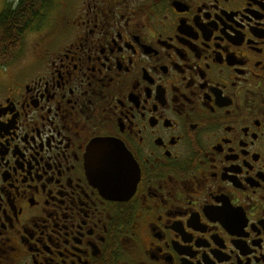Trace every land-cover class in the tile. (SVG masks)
<instances>
[{"label": "flooded vegetation", "instance_id": "1", "mask_svg": "<svg viewBox=\"0 0 264 264\" xmlns=\"http://www.w3.org/2000/svg\"><path fill=\"white\" fill-rule=\"evenodd\" d=\"M33 34L0 65V264H264V0H49Z\"/></svg>", "mask_w": 264, "mask_h": 264}, {"label": "trees", "instance_id": "2", "mask_svg": "<svg viewBox=\"0 0 264 264\" xmlns=\"http://www.w3.org/2000/svg\"><path fill=\"white\" fill-rule=\"evenodd\" d=\"M49 0H19L13 10L0 14V65L9 51L22 49L26 34L39 28L44 8Z\"/></svg>", "mask_w": 264, "mask_h": 264}, {"label": "rangeland", "instance_id": "3", "mask_svg": "<svg viewBox=\"0 0 264 264\" xmlns=\"http://www.w3.org/2000/svg\"><path fill=\"white\" fill-rule=\"evenodd\" d=\"M35 35L36 34H33L25 38L21 49L23 53H27L33 47V44H35V41L37 40V37Z\"/></svg>", "mask_w": 264, "mask_h": 264}, {"label": "water", "instance_id": "4", "mask_svg": "<svg viewBox=\"0 0 264 264\" xmlns=\"http://www.w3.org/2000/svg\"><path fill=\"white\" fill-rule=\"evenodd\" d=\"M99 144L100 145H106V146H115L113 143H111L109 141H100ZM100 152L103 153V155H111V151H109V150H100ZM110 165L108 166V169H109Z\"/></svg>", "mask_w": 264, "mask_h": 264}]
</instances>
